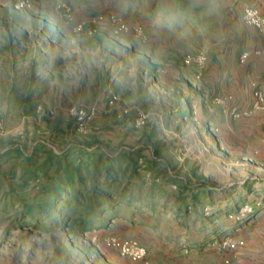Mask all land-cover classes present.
Returning <instances> with one entry per match:
<instances>
[{
	"label": "rangeland",
	"instance_id": "1",
	"mask_svg": "<svg viewBox=\"0 0 264 264\" xmlns=\"http://www.w3.org/2000/svg\"><path fill=\"white\" fill-rule=\"evenodd\" d=\"M225 2L201 15L207 0L191 11V0H0V264L140 263L111 247L110 236L143 245L151 264H237L212 235L241 234L235 229L248 228L264 206V107L254 106V91L264 97V89L250 79V63L233 54L225 63L217 50L226 46ZM116 22L143 37L115 33ZM51 40L57 52L99 45L83 92H37L33 80L25 89L21 64ZM198 55L201 65L185 63ZM117 154L125 159L112 162L110 193L104 167ZM246 183L242 204L255 209L243 221L226 214L200 229L183 215L180 203L191 201L183 186L217 189L198 203L204 218ZM93 189L116 215L81 227ZM120 195L137 201L120 204Z\"/></svg>",
	"mask_w": 264,
	"mask_h": 264
},
{
	"label": "crops",
	"instance_id": "2",
	"mask_svg": "<svg viewBox=\"0 0 264 264\" xmlns=\"http://www.w3.org/2000/svg\"><path fill=\"white\" fill-rule=\"evenodd\" d=\"M245 6L256 7L264 15V0H226L224 4L225 20L222 21L223 30L227 34L226 46L221 44V49L217 50L220 52L224 51L222 57L227 54L226 58L223 59L225 63L227 62V57H230L231 54L234 56L237 55V61H239L240 55L246 53L248 57L245 63H250L251 65V70L248 72L249 77L264 89V35L242 24L241 11ZM55 45L56 43L53 44V40L45 42L40 50L36 51V57H34L32 62L27 61L21 64V70L26 73L28 80L25 89L30 88L29 82L33 80L38 85L37 92H83L86 89L84 86L86 74H89L90 69L93 67H98L94 58H98L96 51L99 45H97L95 51H88L86 48L78 45L75 50L76 52L71 51V49H66L64 46H61L60 51L57 52ZM113 45V42L106 43V52L111 50ZM118 46L121 49H129V45L126 43H121ZM74 53H76L75 60L72 61L69 58ZM210 53L211 51L208 54ZM93 77L95 76L93 75ZM260 210L257 216L246 224L248 228H245V225H243L235 229L241 231V234L237 233V236H235L231 232H225L217 237L215 235L217 232H214L212 235L214 242H218L226 236L243 242L242 246H238L234 250V254L236 256L238 255L237 257L235 256V263L237 264H264V206ZM202 222L203 219L198 220L197 223H200L201 226ZM204 228L200 227V229ZM174 245V241H169V249H174L176 252L174 255H178V248H173ZM186 245L183 249L181 248L182 250L180 249V253L186 251ZM158 262L161 261L159 260ZM139 264H151L148 252L146 261L140 262Z\"/></svg>",
	"mask_w": 264,
	"mask_h": 264
},
{
	"label": "trees",
	"instance_id": "3",
	"mask_svg": "<svg viewBox=\"0 0 264 264\" xmlns=\"http://www.w3.org/2000/svg\"><path fill=\"white\" fill-rule=\"evenodd\" d=\"M241 64V63H240ZM188 106V105H187ZM133 153V151H131ZM130 153V152H128ZM131 157V156H130ZM125 159V154H117L115 156H110L108 158L109 163H107L104 167V171H105V176L106 177H110V181L103 184L102 185V189H105L107 190L108 192H112L113 191V181H115V176L114 175V167H113V164L112 162H115L117 165L121 164ZM131 159V158H130ZM131 165H133L134 167L136 166V161H133L132 160V163ZM93 174V173H92ZM68 178L69 180H71L73 178V174L69 173L68 172ZM93 176V175H92ZM200 188V189H199ZM199 188H197L196 190H193L191 189L189 186H183L182 189H180L182 192H190L191 191V194H189V197L191 198V201L186 204H183V202L180 203V207L183 208V211H184V216L185 218H197V220H201L203 219V222L201 224V228H204L206 226V224L212 220V219H216L217 217L221 216V215H226L228 214L230 211H235L238 209V207L240 206V204H242V202H244L245 200V197L246 195L249 193V184H245L244 185V190H242L241 192H239L238 190L235 192L236 196H235V200L233 202L230 201L229 198H226L229 203H225L222 207L220 208H217L216 211L211 215V216H205L203 218V216L199 215L198 211H197V206H198V203L199 201H202L204 199L207 198V194L210 195L211 193V190H217L216 188H213L209 185H199ZM189 190V191H188ZM199 190V191H198ZM85 192H87V188H85L84 190ZM226 191H229V190H226ZM59 191H57L56 189L53 190L52 192H50L49 194L51 195V202L52 204H54L58 198H57V194H58ZM221 193H226V192H221ZM221 193H218V194H221ZM77 196V192L75 193L74 189H73V194L72 195H75ZM66 195V194H65ZM211 196V195H210ZM79 197V195H78ZM69 198L68 200H73V203H77L78 205V202L75 200L74 201V198H70V197H67ZM83 198V197H82ZM105 199L103 198L102 194L100 191H96V190H92L91 193H90V196L88 198V201L85 203V204H82V208L83 210L87 213L86 216L84 217V220L81 222V227H85V228H91V227H94V226H105L108 222H109V219L112 218V217H115V212L114 210H112L110 208L109 205H105ZM118 203L122 204V203H127L128 205L130 203H135L134 201H137V199H134L132 196H122L120 195V197L117 199ZM107 207H109L107 209ZM50 207L49 205L46 206L43 210L46 211L48 210ZM192 208H193V211H192ZM109 210L110 211V215L107 216L104 220L103 219H100V214L101 213H104L105 211ZM33 211H40V208L37 207V208H33V207H27L25 209V212L28 213V214H32ZM117 217V216H116Z\"/></svg>",
	"mask_w": 264,
	"mask_h": 264
},
{
	"label": "built area",
	"instance_id": "4",
	"mask_svg": "<svg viewBox=\"0 0 264 264\" xmlns=\"http://www.w3.org/2000/svg\"><path fill=\"white\" fill-rule=\"evenodd\" d=\"M241 22L247 27L255 29L259 34L264 35V15L259 12L256 7L245 6L241 11ZM115 33H127L133 32L137 36L143 37L142 31L138 26H131L128 23L116 22L115 23ZM248 55L243 53L239 57V63L243 64L246 62ZM193 61L197 65H201L204 61V57L201 55L195 56L194 59L187 58L185 63ZM254 106L264 107V97L261 90L257 89L254 91ZM233 115L234 112L232 111ZM255 208L253 205L247 202L243 203L236 211L233 213H228V216L235 220L236 222L243 221L246 215L253 212ZM107 243L115 248L121 255L127 257L134 262H144L147 257L146 248L132 240H121L115 236H110L107 239ZM221 248L234 251L237 246L243 245L242 241L234 240L233 238L226 236L219 241ZM225 264H229V259L224 260Z\"/></svg>",
	"mask_w": 264,
	"mask_h": 264
},
{
	"label": "clouds",
	"instance_id": "5",
	"mask_svg": "<svg viewBox=\"0 0 264 264\" xmlns=\"http://www.w3.org/2000/svg\"><path fill=\"white\" fill-rule=\"evenodd\" d=\"M200 3V0H191V3L189 4V11L195 9L198 4ZM220 0H207V7L204 9V12L201 13V15L204 14H212L213 12H216L219 8Z\"/></svg>",
	"mask_w": 264,
	"mask_h": 264
}]
</instances>
